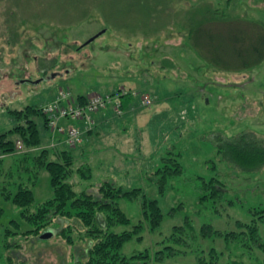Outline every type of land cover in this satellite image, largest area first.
Returning <instances> with one entry per match:
<instances>
[{
    "label": "rangeland",
    "instance_id": "rangeland-1",
    "mask_svg": "<svg viewBox=\"0 0 264 264\" xmlns=\"http://www.w3.org/2000/svg\"><path fill=\"white\" fill-rule=\"evenodd\" d=\"M213 12L264 24V0H0V134L17 121L11 109L27 103L40 106L63 89L75 96L120 88L137 91L134 109L119 118L110 117L103 124L107 128L97 123L101 119L97 113L96 123L82 131L81 142L68 145L77 166L88 163L93 169L90 181L74 175L77 189L92 182L88 190L97 193L100 183L110 179L125 187H143L160 201L161 226L155 231L146 228L143 240L127 242L126 254L162 247L173 226L189 217L197 237L188 244L169 240L180 252L164 261L194 264L195 249L209 251L225 245L212 234L200 233L203 223L240 230L236 221L250 222V209L264 205V168L249 175L222 164L220 173L230 187L225 200L217 208H213L217 203L213 199L200 200L203 190L195 177L213 175L210 164L219 161L215 144L219 132L231 135L254 129L264 138V61L251 70L220 71L194 49L191 32ZM53 73L57 75L38 80ZM142 98L151 101L144 105ZM37 120L42 125V117ZM45 134L41 146L26 149L23 145L19 151L67 145L53 129ZM179 148L183 171L160 194L153 179L155 170L167 163L163 155ZM33 189L36 202L53 195L46 169ZM180 202L182 206L171 211ZM119 204L130 216L138 217L140 199L124 197ZM0 206L4 207L3 221L15 215L19 218L13 203L1 194ZM57 221L63 226L70 222ZM49 228L53 234L48 238H8L1 229L0 263L8 264L11 254L14 264H77L75 257H84L88 241L77 238L73 245L58 229ZM6 241L19 245L8 249ZM238 253L237 259L245 264H264L252 253L241 249Z\"/></svg>",
    "mask_w": 264,
    "mask_h": 264
},
{
    "label": "trees",
    "instance_id": "trees-1",
    "mask_svg": "<svg viewBox=\"0 0 264 264\" xmlns=\"http://www.w3.org/2000/svg\"><path fill=\"white\" fill-rule=\"evenodd\" d=\"M190 38L198 56L220 71L251 70L264 61V24L256 19L213 12L200 27L191 32ZM77 98L84 102L87 96L78 94ZM135 102L136 97L132 92L121 95L124 109L131 108ZM10 111L17 121L13 127L0 134V194L13 203L19 218L15 215L3 221L4 207L0 206V232L4 228V235L8 238L13 235L41 238L43 232L53 226L73 245L77 238L88 241L84 257H75L77 264H166V257L180 252L169 240L176 244H188V240L197 237L193 224L186 217L183 222L173 226L170 234L165 236L162 247L126 254L123 248L127 242L143 240L146 228L155 231L161 226L164 212L160 201L151 198L143 187H125L110 179L100 183L97 193L88 190L92 182L77 189L73 182L74 175L90 181L93 177L92 166L88 163L77 166L75 155L68 145L19 151L18 141L26 149L43 144L45 133L49 130L48 118L41 107L35 104ZM38 116L43 119L42 125L37 120ZM12 134L17 137L11 138ZM215 138L219 161L213 160L210 164L213 175L208 178L203 175L195 177L197 186L203 190L201 202L213 199V202H217L213 208L221 205L230 188L225 175L220 173V164L249 175L264 168V138L259 132L242 129L226 135L223 131ZM168 154L162 156L167 163L158 166L153 176L160 194H165L169 180L183 171L180 148L170 150ZM43 169L50 174L53 195L36 202L33 188ZM124 197L140 199L137 218L130 216L120 206L119 200ZM229 202L233 203V200ZM182 204L180 202L173 206L171 211ZM250 211V222L236 221L240 230H223L211 223H203L200 233L207 237L212 234L225 245L222 249L218 245L213 246L209 251L195 249L194 264H245L237 259L239 249L243 253H252L264 263V205L260 203ZM64 219L70 221L65 226L57 221ZM75 223L82 227V231H78ZM13 245L18 246L19 243L6 241L8 249ZM195 247L198 248L197 245ZM11 256L8 255V264H14Z\"/></svg>",
    "mask_w": 264,
    "mask_h": 264
},
{
    "label": "built area",
    "instance_id": "built-area-1",
    "mask_svg": "<svg viewBox=\"0 0 264 264\" xmlns=\"http://www.w3.org/2000/svg\"><path fill=\"white\" fill-rule=\"evenodd\" d=\"M128 93L123 90L116 93H97L91 95L84 102H80L69 90H61L56 97L42 105L43 112L47 115L48 123L53 131H57L65 135V140L68 144H76L80 141L82 131L91 129L96 118L95 114L101 109L111 107L116 114H122L123 108L121 105V95ZM151 99L145 100L142 98V103L147 105ZM62 118L69 120H83V128L78 125L70 124L68 126L60 123ZM19 147L22 143L19 141Z\"/></svg>",
    "mask_w": 264,
    "mask_h": 264
},
{
    "label": "crops",
    "instance_id": "crops-1",
    "mask_svg": "<svg viewBox=\"0 0 264 264\" xmlns=\"http://www.w3.org/2000/svg\"><path fill=\"white\" fill-rule=\"evenodd\" d=\"M40 70H41V72H43L44 68L41 67ZM44 75H45V74H44ZM56 75H57V73H53V74H51L50 76H42V77H40L38 80H40V79H42V78H43V79H47V77H48V78H51V77L56 76ZM22 80H24V79H22ZM26 80H27V79H26ZM29 80H30V79H29ZM34 80H35V79H34ZM34 80H33V81H34ZM38 80H37V81H38ZM24 81H25V80H24ZM118 88H119V87H118ZM55 94H56V93H55ZM54 96H55V95H53L52 98H53ZM52 98H51V99H52ZM51 99H50V100H51ZM47 101H49V100H47ZM47 101H43V103H44V102H47ZM41 103H42V102H41ZM41 103H40V104H41ZM28 104H33V103H27L26 105H28ZM26 105H25V106H26ZM110 112H112V110H110ZM110 112H109V111H108V112H106V111H102V112H100V117H101V119L97 118V119H98L97 123L102 124V126H103L104 123H107L108 120H109V118L112 116V114H110ZM113 117H115V116H113ZM118 118H119V117H118ZM64 123L67 124L68 122L64 120ZM77 123L80 124V122H77ZM103 127H104V128H107V126H103ZM48 132H49V131H48ZM93 133H94V132H93ZM93 133H92V134H93ZM89 134H90V133H89ZM47 135H48V133H47ZM64 146H66V145L64 144Z\"/></svg>",
    "mask_w": 264,
    "mask_h": 264
},
{
    "label": "water",
    "instance_id": "water-1",
    "mask_svg": "<svg viewBox=\"0 0 264 264\" xmlns=\"http://www.w3.org/2000/svg\"><path fill=\"white\" fill-rule=\"evenodd\" d=\"M95 36L91 37L89 40L91 41L92 39H94ZM53 234V231L51 229H48L46 231L43 232V234L41 235L42 237L48 238Z\"/></svg>",
    "mask_w": 264,
    "mask_h": 264
}]
</instances>
